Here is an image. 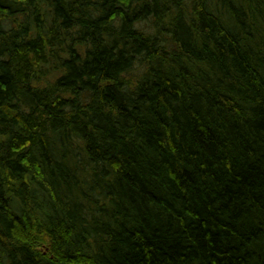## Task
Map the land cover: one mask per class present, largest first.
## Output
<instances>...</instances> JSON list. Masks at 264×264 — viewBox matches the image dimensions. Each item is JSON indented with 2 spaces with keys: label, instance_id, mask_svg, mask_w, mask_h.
Listing matches in <instances>:
<instances>
[{
  "label": "trees",
  "instance_id": "obj_1",
  "mask_svg": "<svg viewBox=\"0 0 264 264\" xmlns=\"http://www.w3.org/2000/svg\"><path fill=\"white\" fill-rule=\"evenodd\" d=\"M0 264H264V0H0Z\"/></svg>",
  "mask_w": 264,
  "mask_h": 264
}]
</instances>
